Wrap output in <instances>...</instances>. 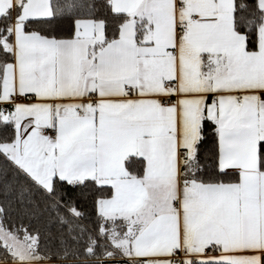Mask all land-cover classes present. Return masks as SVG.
Instances as JSON below:
<instances>
[{
    "label": "snow or ice",
    "instance_id": "snow-or-ice-1",
    "mask_svg": "<svg viewBox=\"0 0 264 264\" xmlns=\"http://www.w3.org/2000/svg\"><path fill=\"white\" fill-rule=\"evenodd\" d=\"M0 264H264V0H0Z\"/></svg>",
    "mask_w": 264,
    "mask_h": 264
}]
</instances>
